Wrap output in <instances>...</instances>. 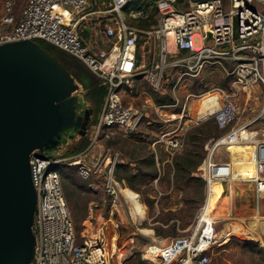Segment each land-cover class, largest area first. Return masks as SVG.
<instances>
[{
  "label": "built area",
  "instance_id": "2783aa9c",
  "mask_svg": "<svg viewBox=\"0 0 264 264\" xmlns=\"http://www.w3.org/2000/svg\"><path fill=\"white\" fill-rule=\"evenodd\" d=\"M13 7L14 0L0 1V45L45 41L76 58L105 87L86 149L69 157H50L38 150L29 155L36 192L31 264H115L106 227H99L93 235L77 236L59 169L65 162L82 179H99L106 197L115 203L119 194L114 176L117 154H99L89 161L80 157H85L104 128L132 134L144 121L145 107L122 103L119 93L124 86L142 77L162 93L169 68L181 67L190 74L205 63L235 61L231 70L234 92L217 89L210 94L217 102L211 114L223 132L209 142L198 172L204 182V199L195 215L194 230L165 243H152L143 255L148 264H207L208 251L217 241L215 209L207 208L211 189L219 184L221 199L225 192L231 196L234 181L242 180L233 178L229 161L214 159V151L232 144H253L256 170L249 180L256 200L264 197V176L259 173V167H264V138L248 131L251 123L264 119V97L258 113L244 122H238L240 104L235 98L240 89L246 93L255 85L264 87V0H27L18 14ZM235 16L237 38H233ZM165 144L171 153H179L182 135L166 139ZM109 221L115 232L119 222L111 217Z\"/></svg>",
  "mask_w": 264,
  "mask_h": 264
},
{
  "label": "rangeland",
  "instance_id": "374dc122",
  "mask_svg": "<svg viewBox=\"0 0 264 264\" xmlns=\"http://www.w3.org/2000/svg\"><path fill=\"white\" fill-rule=\"evenodd\" d=\"M26 1L14 0L15 14L19 13ZM235 64L232 60L205 63L201 69L190 74H185L181 67L169 68L163 81L162 93L154 91L142 77L121 89L119 94L122 103L145 107L144 121L132 134H126L115 127L104 128L97 135L93 147L80 159L89 161L99 154L107 157L117 154V162L125 163L126 158H149L152 153L156 177L151 179L149 175H145L136 189L130 188L131 192L125 191L129 187L119 182L118 188L122 194H118L114 203L106 197L99 179L84 180L77 175L75 167L62 163L59 169L62 188L78 237L81 233L93 235L99 227L104 226L108 241L112 235L117 234L118 252L113 255L115 264L139 261L141 264H148L143 255L150 244L161 243L159 240L165 243L172 237L193 232L195 215L202 204V194L199 183L190 178L189 172L174 168L173 157L194 151V167L197 168L193 171L199 172L203 167L211 140L202 141L198 137L192 142L190 133L194 127L214 121L212 114L206 115V118L199 116L211 113L210 107L217 105L214 101H208L207 95L217 89L228 94L234 92L231 70ZM84 93L79 88L74 94L78 113L93 107L86 99L85 108ZM155 95H168L172 101L156 104ZM263 97L264 87L261 85L250 87L246 93L238 90L235 94L240 104L238 122L254 118ZM158 106L160 108L156 111ZM208 109L210 112L207 113ZM92 113V118H95V112ZM248 131H257L256 137L263 139L264 119L251 123ZM222 132L220 130V134ZM178 134L182 135L183 149L179 153H171L166 147V139ZM90 135L91 126L88 128V136ZM78 139V136L74 140L64 137L60 146L49 151L47 156L69 157L64 154ZM253 152L254 145L246 143L221 146L213 153L215 160L229 161L232 164L233 178L242 180L234 181L231 196L225 192L213 212L217 241L208 251L207 264H264V233L260 225L256 230L250 226L253 216L264 218V197L256 200L253 184L249 180L256 170ZM130 167L133 170L134 164ZM141 169L148 174L153 171L152 167L145 165H141ZM259 173L264 176V167H259ZM110 217L119 222L115 232L109 221ZM86 219L90 223L84 222ZM233 226L248 233L234 231ZM140 228H147L149 231L144 232H148L151 237L140 233ZM155 230L160 234L156 235ZM227 231L232 233L225 236Z\"/></svg>",
  "mask_w": 264,
  "mask_h": 264
},
{
  "label": "water",
  "instance_id": "95a60500",
  "mask_svg": "<svg viewBox=\"0 0 264 264\" xmlns=\"http://www.w3.org/2000/svg\"><path fill=\"white\" fill-rule=\"evenodd\" d=\"M238 22L235 16L233 38ZM78 90L72 75L37 42L0 45V264H31L36 192L29 155L55 149L64 129L82 134Z\"/></svg>",
  "mask_w": 264,
  "mask_h": 264
},
{
  "label": "trees",
  "instance_id": "16d2710c",
  "mask_svg": "<svg viewBox=\"0 0 264 264\" xmlns=\"http://www.w3.org/2000/svg\"><path fill=\"white\" fill-rule=\"evenodd\" d=\"M145 23H140V25L144 26ZM44 50H46L52 57H54L61 65L72 75L75 81L79 84V88H82L85 93L83 94L85 100V108L87 105L86 99L90 102L93 107L91 108L92 112H95V118H92L91 122L84 128L82 134L78 132L75 128L64 129L61 135V141L65 138H70L74 140L75 136H78V141H74V143L70 146L64 156H74L78 153L82 152L89 145L90 139L88 136V128L92 126L96 120L97 116L101 110L104 95H105V87L101 84L100 80L96 78L81 62H79L76 58L67 54L65 51L50 45L49 43L42 40H35ZM154 101L156 104H167L171 103L172 99L168 95H155ZM87 109V108H86ZM85 114V110L83 111ZM220 130L216 126L214 121H208L201 126H196L190 133V138L192 142L195 141V138H200L202 141L211 140L214 141L216 138L220 136ZM49 151H42V154L48 155ZM195 155L194 151H188V153L184 155H175L173 157V166L176 169L184 170L189 172L190 170H194L197 167H194L193 156ZM130 160L125 163L117 162L114 168V176L115 179L129 187L124 189L125 191L131 192L132 189H136L138 182L143 179L145 175H149L151 179L156 177V169H155V159L151 153L148 158H129ZM130 163L134 164V169L132 170L130 167ZM141 165L149 166L153 168L152 173H143L141 171ZM204 185V182H203ZM204 199V195L202 197V201ZM140 231H149L147 228H140ZM156 235H159L160 232L155 230ZM125 264H141L138 263H125Z\"/></svg>",
  "mask_w": 264,
  "mask_h": 264
},
{
  "label": "bare ground",
  "instance_id": "6f19581e",
  "mask_svg": "<svg viewBox=\"0 0 264 264\" xmlns=\"http://www.w3.org/2000/svg\"><path fill=\"white\" fill-rule=\"evenodd\" d=\"M207 100L208 101H214V102H216L215 101V97L213 96V95H207ZM217 103V102H216ZM209 106V105H208ZM215 106H217V105H215ZM215 106H211L210 107V109H211V113H213V111H214V108H215ZM198 112H199V110L197 111V114H198ZM208 112H210L209 111V109L207 110V113ZM211 113H208V114H201V115H199V116H201V117H205L206 115H209V114H211ZM206 118V117H205ZM253 138H248V141H251ZM246 144V143H245ZM232 145H238V144H232ZM232 145H230V146H232ZM246 176H248V175H246ZM234 179H235V177H234ZM212 194L209 196V199H208V203H207V208L209 209V211L214 207V209H216V206H217V204H218V202H219V198H220V193H221V187H220V185L219 184H215V185H213V187H212ZM118 193L121 195L122 194V191L118 188ZM132 211H134V210H132ZM134 220H135V218H133ZM258 225H260L261 226V230L263 231V233H264V218L263 217H256V216H253L251 219H250V226H251V228L252 229H258ZM235 226V225H234ZM233 226V230L234 231H238V232H242V233H245V234H247L248 232L247 231H245V230H240V228H236V227H234ZM237 226V225H236ZM242 229V228H241ZM260 229V228H259ZM140 231V230H139ZM140 233H142V234H144V235H147V236H150L149 235V233L148 232H144V231H140ZM230 233H232L231 231H227L226 232V234H225V236H228V235H230ZM151 237V236H150ZM252 237H254V236H252ZM115 238H116V236L115 235H113L112 236V238L110 239V247H111V250L113 251V254L115 255H117V252H118V248H117V246H116V244H115ZM248 238V237H247ZM147 239H148V237H147ZM150 241V240H149ZM161 243H162V241L163 240H159ZM263 241V240H262ZM164 243V242H163ZM264 243V242H263Z\"/></svg>",
  "mask_w": 264,
  "mask_h": 264
},
{
  "label": "crops",
  "instance_id": "0c3cea01",
  "mask_svg": "<svg viewBox=\"0 0 264 264\" xmlns=\"http://www.w3.org/2000/svg\"><path fill=\"white\" fill-rule=\"evenodd\" d=\"M130 159L126 158L124 162H128ZM130 165H132V163H130ZM190 174V178H192L193 180L197 181L199 183V187H200V192L202 194V197L204 195V185H203V181L202 179L199 177L198 172H195L193 170L189 171ZM175 206H177V204H175Z\"/></svg>",
  "mask_w": 264,
  "mask_h": 264
},
{
  "label": "flooded vegetation",
  "instance_id": "af4514ba",
  "mask_svg": "<svg viewBox=\"0 0 264 264\" xmlns=\"http://www.w3.org/2000/svg\"><path fill=\"white\" fill-rule=\"evenodd\" d=\"M87 110V116L84 115V113H78V115H80L82 117V119L84 120V127L87 128V126L89 125V123L92 120V111L91 109H86ZM61 143V142H60ZM60 143L58 144V146H56V148H58L60 146Z\"/></svg>",
  "mask_w": 264,
  "mask_h": 264
}]
</instances>
